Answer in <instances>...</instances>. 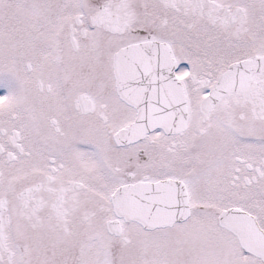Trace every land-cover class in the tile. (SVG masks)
<instances>
[{"label":"snow or ice","instance_id":"obj_1","mask_svg":"<svg viewBox=\"0 0 264 264\" xmlns=\"http://www.w3.org/2000/svg\"><path fill=\"white\" fill-rule=\"evenodd\" d=\"M0 264H264V0H0Z\"/></svg>","mask_w":264,"mask_h":264}]
</instances>
